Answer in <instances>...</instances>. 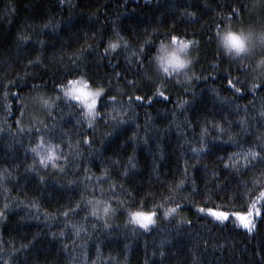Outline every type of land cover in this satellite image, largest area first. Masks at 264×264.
I'll return each mask as SVG.
<instances>
[{
    "label": "trees",
    "instance_id": "obj_1",
    "mask_svg": "<svg viewBox=\"0 0 264 264\" xmlns=\"http://www.w3.org/2000/svg\"><path fill=\"white\" fill-rule=\"evenodd\" d=\"M226 24L264 0H0V264H264V47L225 56ZM172 37L190 82L155 70ZM72 80L105 91L90 117Z\"/></svg>",
    "mask_w": 264,
    "mask_h": 264
},
{
    "label": "clouds",
    "instance_id": "obj_2",
    "mask_svg": "<svg viewBox=\"0 0 264 264\" xmlns=\"http://www.w3.org/2000/svg\"><path fill=\"white\" fill-rule=\"evenodd\" d=\"M186 42L176 38L175 41H164L157 45L153 55V61L155 70L159 74L162 76L176 75L183 81H191L195 73L190 71L193 59L190 55L191 45L186 44ZM216 45L225 56L232 59L240 58L250 54L257 47H264V28L255 29L251 26L237 27L226 24L216 35ZM260 63H264V61ZM99 89L101 88L86 91L85 89L78 88L73 93L81 100H87L86 117H90L92 114V110L94 109L93 102L95 101V104H97V96L95 93ZM102 94L103 92H100L99 96ZM32 151L39 156L41 163L46 165L56 158L58 146L48 143L42 147L40 144H37L32 148ZM170 210L171 208L164 209V215L166 217L174 213ZM91 211L93 215H98L103 218L105 215L110 214L111 208L106 201H96L92 203ZM129 217L131 223L141 226L156 223L153 212L147 210L133 209L129 212Z\"/></svg>",
    "mask_w": 264,
    "mask_h": 264
},
{
    "label": "snow or ice",
    "instance_id": "obj_3",
    "mask_svg": "<svg viewBox=\"0 0 264 264\" xmlns=\"http://www.w3.org/2000/svg\"><path fill=\"white\" fill-rule=\"evenodd\" d=\"M172 40L175 41L176 40V37H172ZM192 42L191 41H187L186 44H191ZM117 44L116 43H110L109 44V48L115 50L117 48ZM229 83L231 84V81H229ZM69 84L72 85L73 87L71 88H65V95L66 96H73L77 101H83L85 106L87 107L88 104H87V100H81L78 96H75L73 93L76 89L78 88H82V89H85L87 87L86 84L83 83V81H75V80H72V81H69ZM78 85H82V86H78ZM104 89L101 88L97 91V93H95V95L97 97H99V93L100 92H103ZM236 91H240V89H236ZM91 94V93H90ZM160 95L162 96L163 93H160ZM137 99H140L139 97ZM95 101L93 102V108L95 107ZM253 155H255V153H253ZM253 209H255V204H253ZM171 212H176V208H171L170 210ZM210 212V214L212 216H214L216 219H219L221 221L223 220H227L229 218V213L226 212V211H220V212H212L211 209L208 210ZM153 215H155V213H153ZM242 223H243V227L246 228V229H249V231H251V229L255 226L254 224V221L252 219H246L244 215H241L239 212L235 213L234 214ZM253 215V212L252 211H249L247 213V216L248 217H251ZM256 215H261L260 211L259 210H256ZM150 225V224H149ZM149 225H145V226H142L144 228H148Z\"/></svg>",
    "mask_w": 264,
    "mask_h": 264
},
{
    "label": "rangeland",
    "instance_id": "obj_4",
    "mask_svg": "<svg viewBox=\"0 0 264 264\" xmlns=\"http://www.w3.org/2000/svg\"><path fill=\"white\" fill-rule=\"evenodd\" d=\"M192 66V65H191ZM78 86H82V85H78ZM71 87H73L72 85H70V86H68V88H71ZM94 89V87H89V86H87L86 88H85V90L86 91H92ZM105 93V91H103V94ZM102 94V95H103ZM102 95H100L99 97H97V99L99 100V98L102 96ZM62 97H64V98H74L73 96H66L65 95V89H64V91H63V95H62ZM97 103H98V101H97ZM95 111V110H94ZM208 211V210H207ZM209 212V211H208ZM212 212H217V211H214V210H212ZM210 213V212H209ZM171 215V214H170ZM170 215H168V216H170ZM167 216V217H168Z\"/></svg>",
    "mask_w": 264,
    "mask_h": 264
}]
</instances>
